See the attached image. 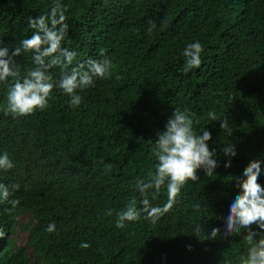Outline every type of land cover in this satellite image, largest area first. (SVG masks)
Here are the masks:
<instances>
[{
	"label": "trees",
	"instance_id": "trees-1",
	"mask_svg": "<svg viewBox=\"0 0 264 264\" xmlns=\"http://www.w3.org/2000/svg\"><path fill=\"white\" fill-rule=\"evenodd\" d=\"M60 3L68 25L62 47L77 54L70 67L101 53L112 66L106 78L78 90V106L53 88L47 106L25 116L6 111L16 78L0 82V153L14 165L0 169L9 189L0 201V264H240L250 247L247 230L211 239L208 232L223 224L238 190L233 177L264 155V0ZM52 4L0 0V44L19 46L33 31L28 17L47 14ZM194 40L203 47L201 64L186 70L182 49ZM32 56L15 58L17 78L34 67ZM50 72L59 78L58 67ZM173 109L187 110L197 134L212 133L218 167L210 176L198 171L153 220L140 202L163 207L166 190L141 194L135 185L154 174L155 132ZM231 143L237 154L225 168L220 147ZM258 179L264 184V175ZM129 203L139 218L115 227ZM24 215L29 221L19 225ZM16 227L26 232L24 246L12 238Z\"/></svg>",
	"mask_w": 264,
	"mask_h": 264
},
{
	"label": "clouds",
	"instance_id": "clouds-1",
	"mask_svg": "<svg viewBox=\"0 0 264 264\" xmlns=\"http://www.w3.org/2000/svg\"><path fill=\"white\" fill-rule=\"evenodd\" d=\"M32 34L23 38L19 46L9 48L0 44V82L9 78H16L6 90V111L13 116H25L36 110L44 109L53 88H58L69 98L70 105L78 106L81 96L78 90H83L93 85L95 79L106 78L110 74L112 62L101 53L100 59H88L75 67H70L76 58V52L62 47L68 25L62 11L60 0H53L50 11L27 19ZM154 25L147 29L152 30ZM22 51L33 53L32 62L26 75L18 77L15 58ZM202 44L194 40L184 46L182 55L185 60L186 70L198 68L201 64ZM60 69L59 78L53 80L50 69ZM209 117L216 120L214 113ZM219 128H225L226 119L218 121ZM194 120L187 110L173 109L163 128L155 132L154 174L147 181H136V190L144 194L149 189L159 191L163 186L167 192L168 201L163 207L153 206L148 198L141 200V206L146 213V218H157L166 212L179 194L181 188L188 180L195 181L199 177L198 171L204 175H212L218 167L217 148L210 147L212 133L204 128L197 134L193 128ZM215 143V141H213ZM225 159L223 166H231V158L235 157L236 144L231 143L220 147ZM13 162L8 154L0 153V169L13 168ZM264 175V155L250 159L240 172L234 176L233 183L238 190L233 192L227 200L226 211L223 213L221 227H212L208 232L209 239L219 234L230 236L246 229L245 239L250 247L246 258L240 264H264V184L259 182V177ZM9 197V189L0 183V201ZM111 211V210H110ZM110 214V212H109ZM140 210L134 203L116 213L115 227L123 228L125 222L135 221L139 218ZM255 225V227H251ZM54 224L49 223L46 231L52 232ZM80 247L87 248L86 242H81ZM190 248V246H188Z\"/></svg>",
	"mask_w": 264,
	"mask_h": 264
},
{
	"label": "rangeland",
	"instance_id": "rangeland-1",
	"mask_svg": "<svg viewBox=\"0 0 264 264\" xmlns=\"http://www.w3.org/2000/svg\"><path fill=\"white\" fill-rule=\"evenodd\" d=\"M29 218L30 217L28 215L21 216L19 219V225L26 224L29 221ZM12 238L16 241L17 245L24 246L26 242V232L20 227H16Z\"/></svg>",
	"mask_w": 264,
	"mask_h": 264
}]
</instances>
